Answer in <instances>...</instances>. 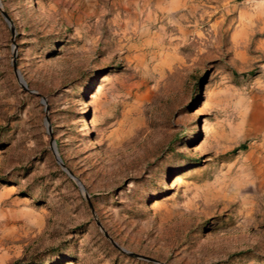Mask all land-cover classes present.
Here are the masks:
<instances>
[{
  "label": "rangeland",
  "instance_id": "rangeland-1",
  "mask_svg": "<svg viewBox=\"0 0 264 264\" xmlns=\"http://www.w3.org/2000/svg\"><path fill=\"white\" fill-rule=\"evenodd\" d=\"M0 9V264H264V0Z\"/></svg>",
  "mask_w": 264,
  "mask_h": 264
},
{
  "label": "water",
  "instance_id": "water-1",
  "mask_svg": "<svg viewBox=\"0 0 264 264\" xmlns=\"http://www.w3.org/2000/svg\"><path fill=\"white\" fill-rule=\"evenodd\" d=\"M1 11V14L4 18V20L7 22L8 26H9V29H10V32L12 33V28L10 26V23H9V19L7 18V16L5 15V13L0 9ZM12 70H13V73H14V76L19 84V86L23 89V90H26L28 92H33L32 90L30 89H27L26 87V84L24 82V80L22 79V77L20 76V74L17 72V70L15 69L14 67V64L12 62ZM49 148L51 150V153L53 155V158L55 160V162L59 165V167L70 177L74 180V182L76 183V185L78 186L79 190L81 188V193L83 195V198L85 199L90 211H91V214L93 216V211H92V208H91V205H90V202H89V199H88V196L87 194L85 193L82 185L80 184L79 180L71 173V171H69L65 165L62 163V161L60 160L58 154H57V151H56V148H55V144H54V141L51 140L50 141V144H49ZM95 220V224L97 225V227L99 228V230L101 231L102 235L105 237V239L114 247L116 248L117 250L127 254L128 256H131V257H134V258H137V259H140V260H143V261H148V262H151V263H154V264H164L156 259H153V258H150V257H146V256H143V255H140V254H135V253H131V252H128L126 250H124L123 248L119 247L108 235L107 233L101 228V225L99 224V222Z\"/></svg>",
  "mask_w": 264,
  "mask_h": 264
},
{
  "label": "bare ground",
  "instance_id": "bare-ground-1",
  "mask_svg": "<svg viewBox=\"0 0 264 264\" xmlns=\"http://www.w3.org/2000/svg\"><path fill=\"white\" fill-rule=\"evenodd\" d=\"M256 111V109L254 108L252 111H251V117H253V114H254V112ZM81 189V188H80Z\"/></svg>",
  "mask_w": 264,
  "mask_h": 264
},
{
  "label": "trees",
  "instance_id": "trees-1",
  "mask_svg": "<svg viewBox=\"0 0 264 264\" xmlns=\"http://www.w3.org/2000/svg\"><path fill=\"white\" fill-rule=\"evenodd\" d=\"M239 147H240V148H242V147H243V145L241 144Z\"/></svg>",
  "mask_w": 264,
  "mask_h": 264
}]
</instances>
